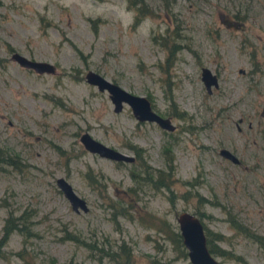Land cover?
Returning <instances> with one entry per match:
<instances>
[{"label":"rangeland","instance_id":"rangeland-1","mask_svg":"<svg viewBox=\"0 0 264 264\" xmlns=\"http://www.w3.org/2000/svg\"><path fill=\"white\" fill-rule=\"evenodd\" d=\"M146 2L152 12L133 23L126 0H0V147L20 161L0 168V226L8 209L26 210L33 230L23 239L10 231L0 264L96 263L97 247L114 248L121 239L131 246L133 264H148L151 256L192 264L147 225V212L176 224L180 209L201 212L202 223L221 233L215 242L231 253H215L220 264H264V0ZM161 33L166 43L175 36L180 45L169 63ZM11 50L51 61L54 69L23 66ZM201 65L216 75L210 91L199 77ZM87 68L145 94L174 128L137 120L125 102L113 110L107 91L83 78ZM171 100L183 117L174 115ZM82 130L127 153H133L128 144L140 146L152 177L158 170L168 181L166 144L168 187L134 179L135 159L87 150L78 139ZM221 145L239 162L221 157ZM86 170L97 174L100 192ZM57 175L85 199L86 209L71 208ZM110 199L126 205L127 214L112 219ZM101 262L114 264L105 254Z\"/></svg>","mask_w":264,"mask_h":264},{"label":"trees","instance_id":"trees-1","mask_svg":"<svg viewBox=\"0 0 264 264\" xmlns=\"http://www.w3.org/2000/svg\"><path fill=\"white\" fill-rule=\"evenodd\" d=\"M126 4H127V6L132 7V9H133V14H132V22L133 23L138 22L141 19V17L146 15L147 13L152 12V8L150 5L147 4L146 0H126ZM161 37L164 38V44L166 47L165 60L167 61V63H169L170 60L173 59V57L175 55V51L180 47V45L178 42L175 41V36H174V38L170 39L168 43H166V39H168L166 34L161 33ZM5 45L7 46L8 49H11V46L8 43H6ZM168 93H170V92L168 91ZM165 94H167V93H165ZM169 95H168V97L171 98V96H169ZM171 105L173 107L175 116H178V117L184 116L185 113L183 112V110L177 108L175 106V103L172 100H171ZM187 116H188V114H187ZM184 126L186 128H188L190 126V124L187 123ZM128 145L134 151V159H135V161L132 163V165H133L132 168L129 170L130 175L136 180H137L136 177L138 175H140L142 178L149 181L151 183V185L156 187V188H160V186H162V185L168 187V181L171 179L170 178V170L172 168V165H171L172 155H171V151H170L169 147L166 144H164L162 146V149H164L166 151L164 156L166 158L167 166H168V170L166 172V175H167V178H169V180L167 181L165 175H163L162 172H160L158 170H156L154 177H152L151 172L149 170H147L146 163L140 161L139 155H140V150H142V148L140 146L132 144V143H130ZM55 147H56L57 151H59V152L63 151L60 146L55 145ZM4 163H7V164L12 165L14 167H18L20 161H19L16 153H12L9 150L3 149L0 147V168L2 167V165ZM136 164L138 166L134 167ZM140 165L143 167V170H142L143 173L140 172ZM84 174L88 179V183L92 187H95L97 192H100L102 182H100L97 179V176H96L97 174H95L93 172L90 173L89 170L84 171ZM186 181L189 184H193L195 182V179H187ZM128 194L134 195L135 193H128ZM194 194L198 197L199 201L201 202L203 199V196L198 194L197 191H194ZM108 205L110 206V211H111L110 217L112 219H115L117 214H123V215L127 214V209H126L127 206L123 205L120 201H114V200L110 199V201L108 202ZM194 212L196 213V211H194ZM196 214L197 215L201 214V212L197 211ZM29 215H30V213L27 212L26 210H21L17 213H14L11 209H8L6 211V214L4 215L1 226H0V255H3V251H4L3 245L7 239L10 231H12L14 229L17 230L18 232H20L22 234V239L27 237L29 234L33 233V230L28 223V222H30ZM147 215H148V220L150 222V223H147V225L149 224V225L153 226L155 231H157L160 234H162L163 236L167 237L168 240L171 242L172 247L176 250V253L178 255L185 256L186 255V249H185V247L181 241V237H180V234L178 232L177 225L175 223L174 224L171 223L169 220H167L166 218H164L162 216L156 217L153 214H151L150 212H147ZM203 228H204V233H205L206 245H207L208 249L213 254L221 253V254L226 255V252L231 253V252L224 250L222 248H218L215 240L221 239V237H222L221 233H219L217 231L209 230L204 224H203ZM65 236L72 238V239H78V240H80V243H82L83 245H87V246L92 247V248L96 247V244L93 240H86L84 238H80L78 235H76L75 233H73L71 231H65ZM77 236L79 238H77ZM97 248H98L99 253L95 255L97 258L96 263L90 261V262H85L83 264H102L101 256L103 254L107 255L108 259L110 261H112L114 264H133L132 258H131V246L129 244H127V242H125L123 239H121V241L118 242L116 244V247H114V248H112L111 243H108L105 248H102V247H97ZM101 251H103V252H101ZM19 252H20V250L17 249L16 253L21 256V254ZM235 257H240V256L235 254ZM239 259H242V258H239ZM147 263L148 264H170V260L151 256L147 260ZM67 264H80V263L78 261H74V260H72V258H70L67 261Z\"/></svg>","mask_w":264,"mask_h":264},{"label":"water","instance_id":"water-1","mask_svg":"<svg viewBox=\"0 0 264 264\" xmlns=\"http://www.w3.org/2000/svg\"><path fill=\"white\" fill-rule=\"evenodd\" d=\"M10 57L19 64L32 68L35 71H52L54 69V64L51 61L32 58L17 50H11ZM199 77L207 91L211 89V85L215 86L217 84L215 73L206 65L200 66ZM83 78L88 83L94 84L97 89L107 91L113 110L120 109L122 102H125L129 105L136 119L152 120L167 130L174 128V123L170 120L169 116L162 115L153 109L149 98L145 94L132 92L91 68H87L84 71ZM78 139L84 148L96 152L101 156L128 161L133 158V154L121 151L94 138L87 130H82L78 134ZM219 151L230 156L232 159L236 158L225 147H221ZM54 181L62 194L67 198L71 208L74 210H77L78 207L83 210L87 208L85 199L74 191L66 178L62 175H57ZM175 221L181 241L186 249V256L192 264H220L219 259L206 245L203 224L201 218L196 213L187 209H180L175 213Z\"/></svg>","mask_w":264,"mask_h":264},{"label":"flooded vegetation","instance_id":"flooded-vegetation-1","mask_svg":"<svg viewBox=\"0 0 264 264\" xmlns=\"http://www.w3.org/2000/svg\"><path fill=\"white\" fill-rule=\"evenodd\" d=\"M202 83H203V82H202ZM204 88H205V87H204ZM205 90H206V89H205ZM206 91H207V90H206ZM209 91H210V90H209ZM137 120H146V119H137ZM149 121H152V120H149ZM189 124H190V123H189ZM191 125H192V124H190V126H191ZM221 147H225V148H227L231 153L234 154V156H235L236 158H235V159H232L230 156L221 153V152L219 151V149H220ZM217 151H218V153L220 154L221 157H223V158H225V159H228V160H230V161L233 162V163H238V162H239V158H238V156L236 155V153L234 152V150H233L230 146H228V145H221V146L218 147ZM132 152H133V153H131V154H133V158H132V159H134V151L132 150ZM132 159H131V160H132ZM114 160H116V159H114ZM131 160H129V161H131Z\"/></svg>","mask_w":264,"mask_h":264}]
</instances>
